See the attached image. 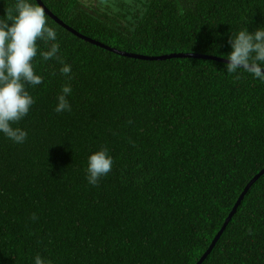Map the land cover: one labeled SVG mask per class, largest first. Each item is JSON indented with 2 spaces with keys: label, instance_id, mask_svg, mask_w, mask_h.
I'll list each match as a JSON object with an SVG mask.
<instances>
[{
  "label": "trees",
  "instance_id": "trees-1",
  "mask_svg": "<svg viewBox=\"0 0 264 264\" xmlns=\"http://www.w3.org/2000/svg\"><path fill=\"white\" fill-rule=\"evenodd\" d=\"M40 2L78 34L148 58L226 60L231 32L264 24V0ZM14 4L0 0V17ZM45 16L72 73L38 55L44 83L13 125L28 137L0 133V264H198L264 170V84L212 60L121 57ZM65 84L72 110L56 113ZM103 148L113 165L92 186L87 159ZM202 264H264V175Z\"/></svg>",
  "mask_w": 264,
  "mask_h": 264
},
{
  "label": "clouds",
  "instance_id": "clouds-1",
  "mask_svg": "<svg viewBox=\"0 0 264 264\" xmlns=\"http://www.w3.org/2000/svg\"><path fill=\"white\" fill-rule=\"evenodd\" d=\"M37 41L47 45L46 50ZM228 43L230 51L220 54L227 60L226 75L239 79L247 73L264 84V24L253 31L246 27L231 32ZM59 52L57 30L49 25L38 0L37 3L15 0L14 8L0 17V133L15 144H23L28 137L26 130L13 126L28 116L35 103L28 89L44 83L35 71L34 59L38 55L43 61L56 59L62 65L60 74L71 77L72 66L59 57ZM71 94V85L61 86L54 107L56 113L71 112L68 99ZM112 165L113 158L107 148L90 154L85 177L88 184L96 186L111 171ZM34 264L47 262L37 255Z\"/></svg>",
  "mask_w": 264,
  "mask_h": 264
},
{
  "label": "water",
  "instance_id": "water-1",
  "mask_svg": "<svg viewBox=\"0 0 264 264\" xmlns=\"http://www.w3.org/2000/svg\"><path fill=\"white\" fill-rule=\"evenodd\" d=\"M39 5L42 7V4L40 2V0H38ZM45 9V8H44ZM45 12L47 15L51 16L60 26L64 27L65 29H67L69 32H71L73 35H75L76 37L80 38L81 40H84L92 45H95L97 47H100L102 49H105L113 54H116L118 56L121 57H127V58H131V59H135V60H143V61H164V60H170V59H174V58H183V59H203V60H212V61H217V62H221V63H227L226 60H219L213 57H206V56H199V55H171V56H165V57H159V58H148V57H142V56H135L132 54H128L125 52H119L115 49H111L106 47L105 45L96 42L94 40L88 39L80 34H78L77 32L73 31L72 29H70L69 27L65 26L61 21H59L58 19H56L55 17L52 16V14L47 11L45 9ZM264 175V170L258 174L253 181L247 186L246 190L243 192V194L241 195V197L239 198V200L237 201L235 207L233 208L232 213L229 215L227 221L225 222L222 230L219 232V234L216 236V238L213 240L211 246L209 247L208 251L204 254V256L201 258V260L199 261L198 264H202L207 257L211 254V252L213 251V249L215 248L217 242L219 241L222 233L224 232V230L226 229L228 223L231 221V219L233 218V216L235 215V213L237 212L238 207L241 205L242 201L244 200L245 195L247 194V192L249 191V189L251 188V186L262 176Z\"/></svg>",
  "mask_w": 264,
  "mask_h": 264
},
{
  "label": "rangeland",
  "instance_id": "rangeland-1",
  "mask_svg": "<svg viewBox=\"0 0 264 264\" xmlns=\"http://www.w3.org/2000/svg\"><path fill=\"white\" fill-rule=\"evenodd\" d=\"M89 1H94V0H89ZM88 0H84V2L88 3L89 2Z\"/></svg>",
  "mask_w": 264,
  "mask_h": 264
}]
</instances>
